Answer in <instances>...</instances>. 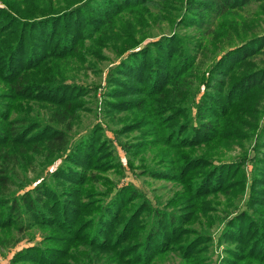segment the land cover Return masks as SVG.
Here are the masks:
<instances>
[{
	"label": "trees",
	"instance_id": "trees-1",
	"mask_svg": "<svg viewBox=\"0 0 264 264\" xmlns=\"http://www.w3.org/2000/svg\"><path fill=\"white\" fill-rule=\"evenodd\" d=\"M252 4L261 17L246 16ZM159 14L172 28L146 38ZM262 15L264 0H0V247L42 235L9 264H155L172 253L209 264L215 238L226 244L221 264H264ZM105 47L118 58L106 114H124L118 137L139 131L122 142L139 175L179 185L165 204L109 178L122 164L99 123L75 133L89 92L67 80L68 66ZM250 138L247 160L210 156ZM150 147L157 161L145 165ZM247 161L243 207L223 209L215 237L212 198L245 190ZM200 215L208 229L194 230Z\"/></svg>",
	"mask_w": 264,
	"mask_h": 264
},
{
	"label": "rangeland",
	"instance_id": "rangeland-1",
	"mask_svg": "<svg viewBox=\"0 0 264 264\" xmlns=\"http://www.w3.org/2000/svg\"><path fill=\"white\" fill-rule=\"evenodd\" d=\"M261 5V4H260ZM260 15L261 17V9L258 8L257 4H252L249 8V11L246 12V16L248 18H253L255 15ZM264 17V15H262ZM157 20L152 22L147 26L145 30L146 38L159 35L161 33H167L172 25L168 22L165 14H159V17L154 16ZM264 28V25H263ZM140 38V35H137ZM99 55L96 58H88L87 61L83 63H75L70 64L67 69V80L69 82H76L82 84L83 86L88 88L87 94H84L82 100H84L85 110L80 113V120L74 126L75 133H82L88 127L93 124L99 123L105 136L112 140V145L115 150L116 156H118L121 164L122 170L121 173L118 174L113 170H109L107 174L109 178L116 182L117 185H122L126 183H131L139 190H141L150 200L153 206H158L159 203L165 204L166 201L178 190H180L179 185L174 183L173 181L163 180V179H155L152 177H147L146 175L140 174L141 162L139 157H131L123 146L122 142L134 143L139 141L136 139L139 135V131H128V133L121 134L118 137L115 134V130L120 128L124 122L126 121L123 113L117 114L113 116H109L106 114L103 98L104 92L107 86V72L108 70L118 62V58L114 51L105 47L99 49ZM202 69L206 68L207 64L200 63ZM147 130L148 126H145ZM145 140V139H144ZM253 145L254 138L242 141L239 143H234L229 147L222 148L220 152L216 154L211 153V158L214 160H232L234 158H238L241 156L250 157L253 155ZM157 147H150L145 152L144 160L142 161L145 165L154 164L157 159L154 158V150ZM130 161L133 162L134 168H130ZM59 163L57 161L55 164ZM53 169V166H50L45 170L43 176ZM243 169L246 177L245 190L243 192L238 191L235 195H231V198L227 196L220 195L218 198H212L213 202L216 200H220V204L217 206V211L213 210L209 212L213 214V218H216L215 223L210 226V232L216 237V233L219 232L220 224L218 219L223 215V209H227V211H233L234 207H243L244 199L247 197L249 185L252 179V165L250 161H247L243 164ZM38 169L36 172L27 171L24 173V179L34 180L37 176ZM39 176V175H38ZM23 179V180H24ZM126 182V183H123ZM36 183V182H35ZM104 190V187H101ZM210 198V197H209ZM220 209V211H219ZM216 211V212H215ZM217 216V217H216ZM205 217L200 215L195 222L191 224L194 230L200 229H208L205 224ZM13 237H16L18 234L15 232L11 233ZM18 237V241L9 247H0V264H9V260L12 255L21 250L26 246H31L33 244H37L42 240V235L37 229H31L26 233H23ZM225 247L226 244L224 242H219L217 238L213 239V244L209 245V253L207 256H210L209 264H221V261L225 257ZM212 252V253H211ZM155 264H189L181 258L179 253H172L163 256L159 259ZM191 264V263H190Z\"/></svg>",
	"mask_w": 264,
	"mask_h": 264
}]
</instances>
